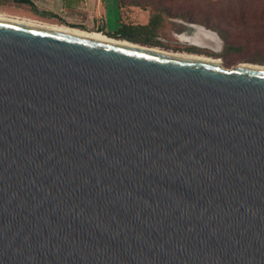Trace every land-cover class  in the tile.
Segmentation results:
<instances>
[{"label": "water", "instance_id": "obj_1", "mask_svg": "<svg viewBox=\"0 0 264 264\" xmlns=\"http://www.w3.org/2000/svg\"><path fill=\"white\" fill-rule=\"evenodd\" d=\"M218 63L0 19V264H264V67Z\"/></svg>", "mask_w": 264, "mask_h": 264}, {"label": "rangeland", "instance_id": "obj_2", "mask_svg": "<svg viewBox=\"0 0 264 264\" xmlns=\"http://www.w3.org/2000/svg\"><path fill=\"white\" fill-rule=\"evenodd\" d=\"M53 2L59 12L62 5L60 0ZM114 9L113 5L112 21L106 28L103 22L104 13L100 16V28H82L57 18L40 16L14 0H0V14L7 16L65 24L85 30L101 29L105 34L119 30L134 31L135 35L149 37L155 43L136 42L138 44L169 52L213 56L219 58L226 68L244 62L264 64V0H122L118 21H115L117 14ZM155 14H158L160 21L156 27H152L149 21ZM191 24H200L207 28H210L207 25H211L222 31L227 36L222 49L214 52L180 40L179 35L191 31Z\"/></svg>", "mask_w": 264, "mask_h": 264}, {"label": "crops", "instance_id": "obj_3", "mask_svg": "<svg viewBox=\"0 0 264 264\" xmlns=\"http://www.w3.org/2000/svg\"><path fill=\"white\" fill-rule=\"evenodd\" d=\"M40 11L53 12L65 22L82 28L101 27L100 16L104 13L103 22L105 28L112 21L113 5L117 17L120 19V0H60L61 9H56L53 0H32ZM113 4V5H112ZM114 20V19H113ZM99 31L101 29H98Z\"/></svg>", "mask_w": 264, "mask_h": 264}, {"label": "bare ground", "instance_id": "obj_4", "mask_svg": "<svg viewBox=\"0 0 264 264\" xmlns=\"http://www.w3.org/2000/svg\"><path fill=\"white\" fill-rule=\"evenodd\" d=\"M0 19L18 22V23L30 24V25L40 26V27H45V28H49V29H54V30H58V31H62V32L71 33V34L102 39V40H106V41H110V42H114V43H119V44H124V45H128V46L139 47V48H144V49H150V50H155V51L169 53V54L189 56V57H197V58L219 61L218 64L222 65L221 60L219 58H216L213 56H208V55L198 54V53H189V52L188 53L187 52H169V51L157 48V47L141 45V44H138L136 42H133V41H130L127 39L115 38V37H112V36L105 34L104 32L97 31V30H85L82 28L68 26L65 24L39 21V20H34V19L24 18V17H19V16H7L5 14L4 15L0 14ZM201 27L202 26H200V28ZM179 38L182 41H186V42H189L191 44H196V41H194V38L189 36L188 34H181V35H179ZM240 65L264 67V64H254V63H247V62L241 63Z\"/></svg>", "mask_w": 264, "mask_h": 264}, {"label": "trees", "instance_id": "obj_5", "mask_svg": "<svg viewBox=\"0 0 264 264\" xmlns=\"http://www.w3.org/2000/svg\"><path fill=\"white\" fill-rule=\"evenodd\" d=\"M17 4H20L22 6H27L28 8H31L34 13L46 17V18H57L60 19L61 21L65 22V20H63L62 18H60L59 16H57L56 14L49 12V11H40L37 9L36 5L34 4V2L32 0H14ZM122 0H120L121 3ZM158 14L153 15L150 18L149 21V25H151L152 27H156L160 21V17L157 16ZM66 23V22H65ZM206 24V23H205ZM210 28H213V30H216L218 32V34L220 35V37L223 39V41H226L227 36L222 32L217 30L214 26L211 25H207ZM110 36L116 37V38H122V39H127L133 42H142V43H149V44H155L153 41L151 42L149 37H139L140 35H135L134 31H125V30H119V31H114L112 33H107Z\"/></svg>", "mask_w": 264, "mask_h": 264}]
</instances>
